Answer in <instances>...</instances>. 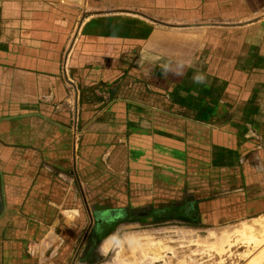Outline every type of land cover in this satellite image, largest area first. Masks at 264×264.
<instances>
[{
    "label": "crops",
    "instance_id": "0c3cea01",
    "mask_svg": "<svg viewBox=\"0 0 264 264\" xmlns=\"http://www.w3.org/2000/svg\"><path fill=\"white\" fill-rule=\"evenodd\" d=\"M124 208L264 217V0H0V264L102 258Z\"/></svg>",
    "mask_w": 264,
    "mask_h": 264
},
{
    "label": "rangeland",
    "instance_id": "374dc122",
    "mask_svg": "<svg viewBox=\"0 0 264 264\" xmlns=\"http://www.w3.org/2000/svg\"><path fill=\"white\" fill-rule=\"evenodd\" d=\"M77 121L78 118L71 131L75 139H80L84 131ZM120 197L123 200L117 198L118 203L125 207L128 199L124 194ZM103 198L106 199L105 196ZM87 207V239L83 243L88 242V235L93 232L96 214L92 206ZM118 213L119 217L114 221H118V225H111V222L102 226L101 237L114 232L110 252L96 260L86 259L83 264H264V238L261 241L264 217L255 225L223 228L202 226L199 221L197 226L190 225L195 223L187 220L182 225L167 222L169 220L157 223L162 217L142 219L132 211L126 212L125 208ZM102 218L107 220L104 215ZM126 219L135 220V223H123ZM185 222L189 225H184ZM73 260L72 264H80L83 258L76 256Z\"/></svg>",
    "mask_w": 264,
    "mask_h": 264
},
{
    "label": "bare ground",
    "instance_id": "6f19581e",
    "mask_svg": "<svg viewBox=\"0 0 264 264\" xmlns=\"http://www.w3.org/2000/svg\"><path fill=\"white\" fill-rule=\"evenodd\" d=\"M259 225H261V224H259ZM242 227H243V226H242ZM243 229H244V228H243ZM239 230H242V229H239ZM244 230H245V229H244ZM262 230H263L262 233L260 232V233H261V241H262V239L264 238V225L262 226ZM247 231H248V230H247ZM226 233H227V232H226ZM226 233H225V234H226ZM246 235H247V234H246ZM246 237H247V236H246ZM259 242H260V241H259ZM259 242H258L257 244H259Z\"/></svg>",
    "mask_w": 264,
    "mask_h": 264
},
{
    "label": "clouds",
    "instance_id": "9594fccd",
    "mask_svg": "<svg viewBox=\"0 0 264 264\" xmlns=\"http://www.w3.org/2000/svg\"><path fill=\"white\" fill-rule=\"evenodd\" d=\"M197 79L199 80V79H202V77H197Z\"/></svg>",
    "mask_w": 264,
    "mask_h": 264
}]
</instances>
